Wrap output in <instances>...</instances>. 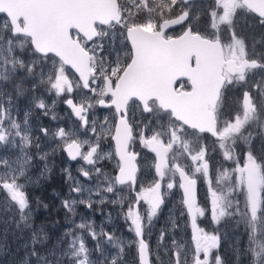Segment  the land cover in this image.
<instances>
[{
	"label": "snow or ice",
	"instance_id": "6c2138e0",
	"mask_svg": "<svg viewBox=\"0 0 264 264\" xmlns=\"http://www.w3.org/2000/svg\"><path fill=\"white\" fill-rule=\"evenodd\" d=\"M37 2L69 19L81 6V0ZM107 3L111 5L107 18L87 26L65 24L51 37V47L37 43L34 34H26L10 13L0 10V193L19 216L16 226L30 231L21 264H128L126 252L132 246L135 264H189L188 250H181L174 237L169 246L168 227L159 230L155 247L150 244L154 221L173 189L182 191L181 214L186 210L191 217L195 244L191 264H224L221 227L208 232L197 225V215H205L197 203L198 179L208 185L211 221L220 225L228 218L243 225L246 243L237 241V260L243 256L247 258L243 264H264V155L247 150L246 158L238 156V151H245L241 143H251L253 126L260 129L257 135L264 141V0ZM245 14L262 30L251 43L235 31V20ZM221 25L226 28L222 30ZM176 26L180 34H168ZM58 40H63V48L54 46ZM178 41L198 46L189 53L188 68L193 74L176 77L168 89L142 85L139 76L149 50L160 42ZM237 85L242 97L226 111L227 94ZM29 93L32 106L20 118L19 100ZM45 94L63 96L81 122L78 127L92 135L81 139L70 137L63 127H41L45 138H59L54 148L43 150L30 116L33 106L49 114ZM97 107L108 110L102 121L96 119ZM209 137L211 150L222 156L221 161L209 157ZM109 141L114 142V152L105 149ZM137 147L154 154L148 173L140 164V158L147 157ZM57 148L72 161L79 158L90 166L79 165L78 171L91 184L68 174L69 194L61 199L68 227L56 244L45 247L48 232L35 220L39 209L47 210L49 205L29 189L47 178L50 157ZM105 159L115 161L111 173L101 164ZM124 192L126 200H118ZM105 203L119 207L118 215L134 233L135 239L127 245L103 225L94 227L92 216H81L76 222L78 205L95 215L103 209L94 206Z\"/></svg>",
	"mask_w": 264,
	"mask_h": 264
},
{
	"label": "flooded vegetation",
	"instance_id": "af4514ba",
	"mask_svg": "<svg viewBox=\"0 0 264 264\" xmlns=\"http://www.w3.org/2000/svg\"><path fill=\"white\" fill-rule=\"evenodd\" d=\"M198 3H207L206 1H197ZM201 19H204V17H201ZM226 26L221 25V29H225ZM235 31L236 33L241 36L246 38V42L247 43H251L252 37L255 36L257 39L260 38L261 35V28L259 25H257L255 23V21L250 17L249 14H245L242 16H239L236 20H235ZM170 35L176 36L180 34V26H176L173 29H169V33ZM224 39L227 40L228 36L225 33L224 34ZM260 45H257V48H259ZM170 57V56H169ZM171 59V57H170ZM171 64V62H170ZM71 72V71H70ZM259 79V78H257ZM30 94V93H29ZM228 95V100H227V109L226 111H231L234 107V101L237 98L242 97V88L240 85H237L236 87L232 88L231 91L227 94ZM231 102H232V108H231ZM66 105V103H65ZM67 109L65 111L59 112L57 110L56 114H54L53 116L55 117V119H53L52 116V125H51V129H57L58 127H63L65 129V131L69 134L70 137L74 136L76 138H83L86 135L91 136L92 134L86 133L85 128L83 127H78L81 122H79L78 118L74 115V113H72V110H70L68 108V106L66 105ZM97 113L98 120L102 121L105 115V112L108 113L107 109H101L99 107H97V110H94ZM147 115V114H145ZM36 117L32 116L31 117V121H33ZM38 119H35L34 122L32 123V127L37 124ZM41 125V124H39ZM39 125L36 127H33V129L35 130L36 134L40 136L41 138V147L43 150L47 149V144L50 143V147L51 149L55 147V144L57 141H59V138H57V141H52L50 139V141H47L46 143L43 142V133L39 132ZM42 126H40L41 128ZM258 136V135H257ZM211 140L212 138L209 137L208 140V148H209V152L208 155L209 157H211L213 159V161H221L222 160V156L217 155L216 152H213L212 149V144H211ZM243 148L245 151L243 152H238V156L243 155L245 157L246 155V151L247 150H251L253 151V153L255 155H262V152L264 153V142L261 141V145H259L260 150L257 148H250V147H246L245 144L243 143ZM105 149L106 151H113L114 152V143L113 142H106L105 143ZM136 151L138 152H142L146 155L147 158H140V164H141V168L142 171L144 173H148L149 170L151 169L152 163H153V157L154 154L147 152V150L142 149L137 147ZM54 157V163H64L65 164H70V173L72 174V177H76L78 176V169L77 167L79 165H83L84 167L86 166V164L80 160L79 158L77 159V161H70L68 159V157L66 156L65 152H63L60 148H57L55 151V154L52 155ZM182 159V158H181ZM102 165L105 166L106 168V172L111 173L112 170L115 168V161L114 160H108L105 159L104 161L101 162ZM231 164V162H230ZM59 174V173H58ZM216 175H219V166H217V171L215 173ZM60 176H62V174H60ZM69 183H68V187L69 185L72 183V181L69 179ZM127 193V192H126ZM108 195H112V194H108ZM128 195V194H127ZM118 198V196H117ZM181 198H182V191L179 189H173L171 194L166 195L165 199H166V205L163 208V213H166V210L169 209V207H171L172 205H175L174 209L175 212L178 216V218L180 217L181 219L178 220V224L177 225H185L184 226V235L182 237V239L188 241L189 239H192V234H193V229H192V224H191V217L187 215L186 210L184 211L183 214H181ZM197 203L200 207L205 209V215L204 216H199L197 215V225L201 228H203L205 231L211 232L212 229L216 228V227H221V232L224 235V239L222 241V245H221V256L223 261L225 262L224 264H234V247L236 245V239L237 238H242L241 237V230H242V226H235L234 224H231L230 221H228V218H225L224 220H222V224L216 225L215 223H213L211 221V217H210V209H211V195L210 192L208 190V185L207 183L203 182L201 179H198V183H197ZM103 209V216L105 218H109V214L110 218L109 219H114L115 220V224L117 226L118 229V233H121L122 235H128V236H133L134 237V233L128 231V223L125 222L124 217L118 215V211H119V207L118 206H113L111 204H106L102 207ZM113 220V221H114ZM112 222V221H110ZM188 222V223H187ZM112 223H108L106 225H104V228L106 231H108L109 228H111ZM154 225H155V221H154ZM155 229V226L153 227ZM155 235V233H154ZM244 236V234L242 235ZM152 237V236H151ZM193 241V240H192ZM194 242V241H193ZM150 244L151 246L153 245L152 242V238H150ZM193 247V246H191ZM193 252H194V247H193ZM135 258H136V252L135 249L133 247L129 248L126 252V259L130 262L131 264H135Z\"/></svg>",
	"mask_w": 264,
	"mask_h": 264
},
{
	"label": "water",
	"instance_id": "95a60500",
	"mask_svg": "<svg viewBox=\"0 0 264 264\" xmlns=\"http://www.w3.org/2000/svg\"><path fill=\"white\" fill-rule=\"evenodd\" d=\"M0 10L10 13V19L15 21L16 26L26 29V34H34L37 43L51 47V37L61 32L65 24L83 23L87 26L93 20L105 19L110 14L111 5L107 0H81V6L76 9L72 19L62 12L39 4L37 0H0ZM54 46L63 48V40L56 41ZM197 47L191 41L169 44L160 42L146 56L139 76L141 84L149 89L158 90L161 86L168 89L176 77L192 75V70L188 68L189 53ZM68 159L72 161L69 157Z\"/></svg>",
	"mask_w": 264,
	"mask_h": 264
},
{
	"label": "rangeland",
	"instance_id": "374dc122",
	"mask_svg": "<svg viewBox=\"0 0 264 264\" xmlns=\"http://www.w3.org/2000/svg\"><path fill=\"white\" fill-rule=\"evenodd\" d=\"M13 46L15 47V45H13ZM17 52L19 53V49H17ZM21 56H22V58H26V52L21 54ZM69 73L71 74L70 70H69ZM257 78H259V77H257ZM252 92L253 93L256 92V88L254 86L252 88ZM71 95L75 96V92H73ZM30 96H31V93L27 97H23V98H21L19 100L20 118L23 117V112H24L25 108L28 107V106H32V105H30ZM44 98H45L46 104L49 105V108L47 109L49 114L48 115H44V111L45 110L36 109L33 106V115L30 116V119H31L32 116H35L36 117L35 119H38L37 120L38 123L35 124L33 127H36L39 124H41V125H39V129H40V126L51 129L52 116L54 114H56L57 110L59 112H62V111H65L67 109V107H66L65 103L63 102V96L55 97V96H52V95L45 94ZM53 101H55V103H53ZM231 108H232V102H231ZM94 110H97V108L94 109ZM105 114H107V113L105 112ZM96 119L98 120V117H96ZM34 120L33 121L30 120L31 126H32V123L34 122ZM259 131H260V129L258 127L253 126V128H252V137L253 138H252L250 144H245L246 147L248 146L251 149L252 148H257V149L260 150V148H259L260 146L259 145H261V141L262 140L260 139L259 136H257V133ZM247 134L248 133L245 132V135H247ZM47 141H50V138L43 137V142L46 143ZM262 142H264V141H262ZM46 145H47V149H45V150H49L50 151L51 150L50 143L49 144L46 143ZM243 147H244L243 143H241L240 148H243ZM33 151H34V149H33ZM262 155H264L263 152H262ZM245 158H246V155H245ZM50 159H51V162H52L51 163V171L47 175V178L44 179V181H46L47 184H50L51 179H53V174H55V175H57L56 177H58V179H60L62 177L63 187L64 188L68 187V183L70 182L69 179H68V174L70 173V164H68V163L65 164V162L64 163H57V162L54 163V161H53L54 157L53 156H51ZM224 163L225 164H230V161L229 162H224ZM88 167H90V166H88V165L85 166V168H88ZM77 169H78V167H77ZM105 171H107L106 168H105ZM219 171H220V168H219ZM60 174H62V176H60ZM34 175H38V172H35V170H34ZM71 176H72V174H71ZM76 178H78L80 181H82L86 185H90L91 184V181L85 180V178L82 176V174L79 171H78V176H76ZM59 187H60V185H59ZM68 194H69V187L67 188L66 194L64 196L57 195V198H59V197H63L64 198V197L68 196ZM0 195L4 196L5 194L4 193H0ZM72 195L75 196L76 194L72 193ZM106 195H108V194H106ZM109 196H111V195H109ZM122 197L126 200L127 193L124 192V193L118 195L117 199L120 200ZM94 199H95V197H94ZM106 204L107 203H105L103 205L97 204L94 207H96L97 209H102V207L104 205H106ZM60 207H61V202H60ZM174 207H175V205H172L171 207H169V209L166 210V213L162 212L160 217H159V219L155 220V229L153 228L152 237H151L152 238V242H153L152 246L153 247L156 246V243H157L156 237L159 234V230L161 228L168 227L170 229L169 238H168L169 246H172L171 237H174L176 242L181 245V250H184L185 248L188 250V260H189V264H191L193 247L195 249V244L192 241V239H189L188 241L182 239V237L184 235V230H185L184 226L185 225H177L178 224V220L181 219V218L180 217L178 218L177 214L174 213L175 212ZM10 209L11 208L8 207V204L0 202V211L7 212ZM61 209L65 213V210L62 207H61ZM8 214H10V212ZM77 214L78 215L75 217V220H76L77 223L80 222V217L81 216H84V217L92 216V219L95 221L94 227H97V226H100V225H103V227H104V225L113 222V224H112L113 226H111V228H109L108 231L115 233V235L117 237H120L121 239H123L124 242H125V245H127V242L129 240L134 239L132 235L128 236V235H122L121 233H118L117 226L114 225L115 224V220L114 219L105 218L103 216V213L100 212V211H97L95 213V215H93L87 207H85L84 205H78L77 206ZM62 219L64 220V217ZM110 221H112V222H110ZM173 221L175 222V227L174 228L172 226V222ZM230 223L234 224L235 221H230ZM221 224H222V222H221ZM235 226L238 227L237 224ZM239 226L243 227V225H239ZM65 227L67 228L68 224H66ZM76 231L79 232L80 230L77 229ZM154 233H155V235H154ZM243 234H244V229L242 228V230H241V237L242 238H237L236 239V244H237V241L246 243L245 237L242 236ZM191 246H193V247H191ZM132 247L135 249V246H132ZM162 255H163V251H162ZM233 257H234V264H243V262L246 261V259H247L246 257L242 256V257H240L239 260H237L235 252L233 254ZM166 259H167V257L165 256V261H166ZM127 262H128V264H131V261L129 262L127 260Z\"/></svg>",
	"mask_w": 264,
	"mask_h": 264
},
{
	"label": "trees",
	"instance_id": "16d2710c",
	"mask_svg": "<svg viewBox=\"0 0 264 264\" xmlns=\"http://www.w3.org/2000/svg\"><path fill=\"white\" fill-rule=\"evenodd\" d=\"M56 176L53 174L50 184L43 180L29 189L33 196L41 198L49 205L47 210L42 207L39 209L35 220L36 224L45 225L48 232L49 239L45 247L56 244L58 237L66 228V223L62 219L65 213L60 207L63 197L57 198V195L64 196L68 187L64 188L62 177L58 179ZM3 197L0 195V202L8 204ZM18 220V214L12 209L7 212L0 211V264H21L24 259L25 246L30 243V231L23 229V226L18 228L16 226ZM57 221L59 223H56Z\"/></svg>",
	"mask_w": 264,
	"mask_h": 264
}]
</instances>
